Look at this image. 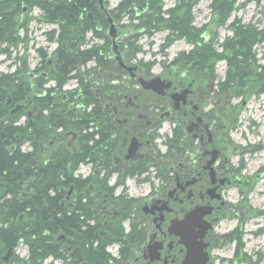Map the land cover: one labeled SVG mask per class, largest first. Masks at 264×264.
Returning <instances> with one entry per match:
<instances>
[{"label": "flooded vegetation", "instance_id": "obj_1", "mask_svg": "<svg viewBox=\"0 0 264 264\" xmlns=\"http://www.w3.org/2000/svg\"><path fill=\"white\" fill-rule=\"evenodd\" d=\"M170 1L95 0L94 15L86 14L93 29H73L60 44L53 35L46 63L21 79L37 90L16 102V123L35 126L38 164L53 180L47 191L63 194L66 214L79 208L76 224L55 231L52 219L40 223L49 264H264L260 229H249L263 211L245 206L247 195L240 202L251 185L241 167H230L215 129L214 27L194 22L199 15L230 18L250 0ZM179 17L191 30L178 29L176 37L164 21ZM165 31L157 54L182 42L170 68L138 58L142 37ZM85 50L92 58L77 61L59 87V52ZM18 147L30 149L26 141ZM37 176L43 173L27 184ZM19 241L29 254L32 241Z\"/></svg>", "mask_w": 264, "mask_h": 264}, {"label": "trees", "instance_id": "obj_2", "mask_svg": "<svg viewBox=\"0 0 264 264\" xmlns=\"http://www.w3.org/2000/svg\"><path fill=\"white\" fill-rule=\"evenodd\" d=\"M24 3H29L31 6L35 4L42 11L45 21L57 24L59 44L68 40L73 29L82 28L83 31L90 30V27L93 29L86 14L94 15L95 0H29V2L27 0H0V48L11 45L16 40V24H18V18H21L22 7H26L27 10L30 8ZM80 16H82L81 19ZM93 19L95 20L94 16ZM227 19H216V22L222 25ZM164 22L176 37L182 35L178 29L189 27L191 30L189 22L180 17L165 19ZM237 24V21L231 24L233 36L221 43L222 51L226 53V57L223 58L227 70L224 81L219 85L220 92L245 85L250 76V68L259 67L254 65L251 46L256 38L259 37V42L262 40L264 31L257 33L248 25ZM55 31L54 29L49 31L50 41L53 40ZM92 53V50L81 51L77 54L59 52L61 67L55 78L58 86L63 84L69 77L70 71L77 66L75 60L90 59ZM214 55L219 58L222 54H215L212 49L211 56L215 57ZM260 68L264 69V66ZM261 88L264 90V73L261 74ZM18 91H20L19 96ZM30 91V85L24 84L14 74H0V264H44L47 251L44 250V226L40 223L44 222L47 225L52 219L53 225L57 228L51 229L56 231L58 228L63 229L64 223L73 225L79 219L77 213L79 208L77 207L72 208L71 214H66L65 204H60L62 193L51 197L46 195L53 181L50 173L45 175L48 180L43 185L42 191H33V186L36 187L37 183L26 185L25 188L18 185L21 178L28 179L30 176L45 173V166L38 164V161L43 160L33 148L37 145L35 126L29 122L22 126L17 125L18 113L9 111L20 98ZM8 98L12 103L11 106L5 103ZM19 141H26L29 144V151L20 152ZM54 180L58 179L54 178ZM43 195H45L44 199ZM19 219H25L26 222H20ZM33 236L37 238L33 240ZM20 237L28 243L32 241L28 258L22 260L13 255L10 260L3 262L1 254L8 248L15 247ZM38 243L39 246H36Z\"/></svg>", "mask_w": 264, "mask_h": 264}, {"label": "rangeland", "instance_id": "obj_3", "mask_svg": "<svg viewBox=\"0 0 264 264\" xmlns=\"http://www.w3.org/2000/svg\"><path fill=\"white\" fill-rule=\"evenodd\" d=\"M27 1L29 2V0ZM24 4L30 8L23 18H18L15 31L16 40L11 45L0 48V74H14L18 79L27 81L29 78L28 73L37 68L39 64H45L48 60L49 51L54 47V42H50L48 33L55 25L45 21L42 11L35 4H32V6L29 3ZM235 21H237V25L252 27L257 33L264 31V0L247 1L242 10L228 18L222 25H218L216 20L209 18L207 15L195 16L194 19L198 28L204 25L209 28L214 27V37L210 36V41L213 43L211 48L215 54H222L219 58L214 55L212 63L214 81L210 93L212 98L210 99L212 100L211 103L215 105V129L220 136H224L220 146L226 147L230 167L235 170L241 167V174L244 177L246 186L251 185L248 187V189H251L249 193H246V189H243L240 202L244 203L245 195H247L245 206H251L254 212L263 211V215L256 214L252 223L254 226H249V229H260L261 234L256 239L259 242L256 243L260 245L262 252H264V90L261 88V74L264 73V69L260 68L264 66V35L260 42L258 41L259 37L256 38L251 46V54H253L255 60L254 65L259 67L250 68V76L247 78L246 84L239 88L232 87L230 90L220 92L219 85L224 81L227 70L223 58L226 57V53L222 51L221 43L226 38L233 36L231 24H234ZM209 23H211V26ZM166 32L155 34L151 38L142 37L143 55L138 58L155 60L157 63L163 62L167 69L170 68L167 62L172 57L175 58L176 53L180 51L182 42L174 41L165 50L166 56L157 54ZM202 35L207 36L208 34ZM148 41H152L154 45L147 46L146 42ZM158 69L159 65L156 64L154 72ZM204 84L208 86V82ZM206 108L209 107L206 106ZM219 122L225 124L223 129H219ZM164 127L165 132H168V126L164 124ZM165 139H163L164 143L161 145L162 152L165 150ZM160 141L161 138L156 143L160 145ZM27 148L25 147L26 150ZM158 148L160 149V146ZM235 177L237 178V176ZM47 180L48 177L46 176H37V181H35L37 183L36 192L43 190V185ZM237 189L236 186L232 188L233 195L231 199L233 202L238 198ZM46 193L48 197L54 196L51 191ZM42 198L44 199L45 195ZM62 203L61 200L60 204L62 205ZM246 234H249L248 231H246ZM4 255V253L1 254V256ZM14 255L23 260L28 256L22 245L16 247ZM47 262L46 260L45 263L47 264Z\"/></svg>", "mask_w": 264, "mask_h": 264}, {"label": "bare ground", "instance_id": "obj_4", "mask_svg": "<svg viewBox=\"0 0 264 264\" xmlns=\"http://www.w3.org/2000/svg\"><path fill=\"white\" fill-rule=\"evenodd\" d=\"M54 34H55V33H54ZM90 59H91V58H90ZM87 60H89V59H87ZM75 61L77 62V61H79V60H75ZM85 61H86V60H83V62H85ZM79 64H80V63H79ZM17 94H18V96H19L20 91H18ZM7 105H8V104H7ZM45 175H49V172H46V171H45V173H43V176H45Z\"/></svg>", "mask_w": 264, "mask_h": 264}, {"label": "water", "instance_id": "obj_5", "mask_svg": "<svg viewBox=\"0 0 264 264\" xmlns=\"http://www.w3.org/2000/svg\"><path fill=\"white\" fill-rule=\"evenodd\" d=\"M23 10H24V7H23ZM10 252H11V249L8 250L7 255H6V257L4 258V260L8 258V256L10 255Z\"/></svg>", "mask_w": 264, "mask_h": 264}]
</instances>
